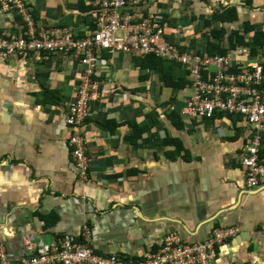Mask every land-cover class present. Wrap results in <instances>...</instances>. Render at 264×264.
<instances>
[{"label":"crops","instance_id":"crops-1","mask_svg":"<svg viewBox=\"0 0 264 264\" xmlns=\"http://www.w3.org/2000/svg\"><path fill=\"white\" fill-rule=\"evenodd\" d=\"M23 1L38 26L72 27L78 37L95 28L93 0ZM231 7L237 23L215 25L226 32L223 48L234 55L253 46L264 66V0H148L140 13L157 14L180 53L209 56L206 23ZM243 25L252 28L247 45L231 49L228 36ZM0 26L17 32L21 19L0 10ZM102 57L94 116L83 127L93 161L85 182L66 120L85 66L69 54L0 63V246L7 260L28 255L25 238L51 245L69 233L82 236L86 226L97 253L133 260L156 252L171 233L204 242L216 228H234L216 247L214 264H264V184L247 189L238 158L253 133L246 120L186 119L178 109L191 92L188 76L186 88H169L146 62L153 56Z\"/></svg>","mask_w":264,"mask_h":264},{"label":"built area","instance_id":"built-area-1","mask_svg":"<svg viewBox=\"0 0 264 264\" xmlns=\"http://www.w3.org/2000/svg\"><path fill=\"white\" fill-rule=\"evenodd\" d=\"M147 1L93 0L95 28L85 37H78L72 27L38 26L23 0H0L3 13H14L21 19L17 32L0 26V63L15 57L41 62L53 55L69 54L85 66L79 76L76 101L69 106L66 118L75 168L85 182L92 175L93 161L83 127L94 116L92 103L101 87L95 78L104 65L102 53L142 59L153 56L175 62L186 69L191 84L190 94L178 109L181 116L190 120H210L218 115L240 117L252 128L251 139L238 158L246 170L247 189L259 188L264 184V159L260 155L264 139V66L255 62L248 47H239L234 55L214 57L180 53L167 39L168 30L157 14L140 13ZM235 233L234 228H216L204 242H186L171 233L164 236L156 252L133 260L116 253H97L92 246V230L86 226L82 236L69 233L51 245L36 247L32 238H25L28 255L18 262L8 261L5 248L0 246V264H214L216 247Z\"/></svg>","mask_w":264,"mask_h":264},{"label":"trees","instance_id":"trees-1","mask_svg":"<svg viewBox=\"0 0 264 264\" xmlns=\"http://www.w3.org/2000/svg\"><path fill=\"white\" fill-rule=\"evenodd\" d=\"M237 21V10L234 7L226 8L220 13L215 12L213 14L212 21H207L206 27L209 29V33L206 36L207 52L209 56H223L227 54V51L225 50L226 48H223L224 37L226 35H224V33L226 32L224 29L216 28V23L230 24L232 22L237 23ZM242 28L244 29H242L241 31L232 32L229 34L227 41L231 45V49H234L236 46L247 45L245 37L250 34L252 28L248 25H243ZM255 51L256 50L253 48L252 53H254ZM194 54L199 55V53ZM146 62L149 63L148 65H150V67H153L160 71L161 81L169 88L182 90L187 87V81L185 80V78L186 76H188V72H186L183 67L172 63L158 61L154 57L148 58ZM175 115L176 114L174 112V114H172V118L174 120H177ZM260 155L262 158L264 157V144Z\"/></svg>","mask_w":264,"mask_h":264},{"label":"clouds","instance_id":"clouds-1","mask_svg":"<svg viewBox=\"0 0 264 264\" xmlns=\"http://www.w3.org/2000/svg\"><path fill=\"white\" fill-rule=\"evenodd\" d=\"M248 48H250L251 49V51L253 50V48H251L250 46H247ZM253 54V53H252Z\"/></svg>","mask_w":264,"mask_h":264}]
</instances>
